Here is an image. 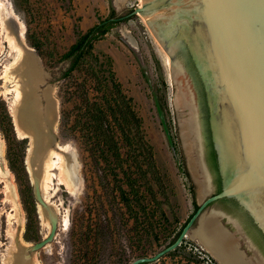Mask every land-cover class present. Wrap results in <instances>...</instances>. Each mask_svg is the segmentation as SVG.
I'll use <instances>...</instances> for the list:
<instances>
[{
	"label": "rangeland",
	"instance_id": "rangeland-1",
	"mask_svg": "<svg viewBox=\"0 0 264 264\" xmlns=\"http://www.w3.org/2000/svg\"><path fill=\"white\" fill-rule=\"evenodd\" d=\"M139 3L140 0H0V18L4 9V18L0 19V264L17 263L21 258L29 261L33 256L39 264H76L78 237L84 226L92 229V242L94 233L100 230L101 248L98 259L92 264H129L135 257L142 256L139 254L143 244H136L138 248L135 244L130 246L123 230L114 236L110 234L113 227L109 226L106 215L111 217V212L105 213L110 198L103 186L100 170L82 154L78 138L62 123L60 94L66 89V82L61 79V74L68 62L59 60L81 32L112 15H124ZM18 20L23 24L24 42L34 48L33 54L42 77L33 81V89L42 104H45V92L50 93L53 99L52 141L49 147L65 157L59 145H68L67 150L73 153L78 176L74 181L75 189L68 190L61 181L63 157L49 155L48 148L33 145L28 136H23L16 129L12 112L14 91H4L14 82L4 75V67L17 56V50L8 42L7 34H16ZM128 35L133 42L128 41ZM153 36L141 15L134 14L112 23L108 31L94 42V51L111 58L123 89L133 98V106L142 118L143 133L153 147L156 164L167 187L169 204L163 207L171 222L162 228L161 245L154 246L158 251L167 244L166 237L179 229L194 211L192 183L197 203L202 201V197L190 172L179 131L171 66ZM30 40L38 44L40 53ZM21 65L22 62L12 67L11 74L28 88V80L32 79L33 73L24 64L23 67ZM77 76L81 77V74L77 73ZM71 105L72 101H67L63 108L69 109ZM8 137L10 140L14 137L27 139L23 161L35 195L39 222L37 240L24 237L26 212L16 176L7 159ZM46 157L56 160L47 172ZM45 174L47 177L44 179ZM210 213L217 216L220 223L236 237L240 250L252 264H264V256L247 234L238 214L223 209V204L218 201L210 204L202 214ZM174 215L178 220H174ZM197 224L198 221L188 231L176 256H167L150 264H161L162 261L165 264H195L188 259L211 264L209 255L201 249L212 254L194 234ZM142 243L147 245L145 241ZM152 252L148 249V255ZM12 254L10 262L8 258Z\"/></svg>",
	"mask_w": 264,
	"mask_h": 264
},
{
	"label": "water",
	"instance_id": "water-1",
	"mask_svg": "<svg viewBox=\"0 0 264 264\" xmlns=\"http://www.w3.org/2000/svg\"><path fill=\"white\" fill-rule=\"evenodd\" d=\"M134 14L171 62L179 131L202 201L174 241L129 264L154 263L174 250L204 210L223 198L264 239V0H140L117 18ZM26 111L23 105V116ZM65 156L64 171L75 181L74 155Z\"/></svg>",
	"mask_w": 264,
	"mask_h": 264
},
{
	"label": "trees",
	"instance_id": "trees-1",
	"mask_svg": "<svg viewBox=\"0 0 264 264\" xmlns=\"http://www.w3.org/2000/svg\"><path fill=\"white\" fill-rule=\"evenodd\" d=\"M110 17L81 32L59 57V60L68 62L61 74V79L66 82V89L60 94L62 123L78 138L82 154L100 170L103 186L107 197L110 198L108 207L105 208V213L111 212V217L106 215L109 226L113 227L110 234L114 236L123 230L129 245L135 244L134 246L138 248L136 244H143L139 255H148V249L153 251L151 254L157 251L154 246L161 245L159 238L163 232L162 228L171 222L163 207L169 204V196L163 175L154 158L153 147L143 133L142 118L133 106V98L123 89L111 58L94 51V42L108 31L112 23L131 16L123 19L113 15ZM30 44L36 49L39 48L32 40ZM38 52L40 53L39 49ZM77 73L81 74V77L77 76ZM67 101H72V105L69 109H64ZM8 123L11 124V120ZM26 141V137H14L12 140L8 137L7 159L10 169L16 176L19 195L26 212L24 237L28 240H37L39 222L35 195L23 161ZM207 156L216 175L219 190L215 154L210 143ZM182 160L184 164L183 157ZM185 173L189 176L186 168ZM191 192L195 210L198 203L194 183L191 184ZM220 201L232 210L235 208L229 199L223 198ZM174 220H178L176 215ZM186 221L166 237L167 244L176 239ZM248 226L254 230L251 225ZM83 228L78 237L76 264H92L98 259L97 255L101 248L98 238L100 230L94 233L92 242L90 237L92 229L88 226ZM255 234L264 246V241L257 233ZM184 239L178 247L159 260L167 256H176L183 246ZM142 241L147 242V245ZM201 250L209 255L211 264H221L207 251ZM188 261L201 264L199 260ZM161 264L165 262L162 261Z\"/></svg>",
	"mask_w": 264,
	"mask_h": 264
},
{
	"label": "bare ground",
	"instance_id": "bare-ground-1",
	"mask_svg": "<svg viewBox=\"0 0 264 264\" xmlns=\"http://www.w3.org/2000/svg\"><path fill=\"white\" fill-rule=\"evenodd\" d=\"M3 18H4V9L2 10L0 19L3 20ZM128 38H129L128 41L133 42V39L130 35H128ZM7 40L17 50V56L14 59V61L4 67V75L9 79L10 82L11 81L14 82L13 84H10V86H6L4 91L6 92L10 90L14 91L15 103L12 107V112L14 116L16 129L23 136H28L33 145L39 148L40 147H44L46 149L48 148L47 152L49 153V155H52L53 157L56 158L63 157V163L61 164V166H63V170H64L66 166V158H65L66 156L65 157L62 156L63 154H60L59 152L55 151L53 148L49 147V144L52 141V134L50 130H52L51 129L53 123L52 118L54 115L53 99L51 98L50 93H46L44 91L45 92L44 96L46 98H45V104H42L38 94L33 89L34 88L32 86L33 81L35 80L34 82H36L38 80H41L42 77L40 74V69L36 57L33 54L34 49L32 47L26 46L24 42L22 22L18 20V29L16 34L12 35L11 33H8ZM158 44L167 64L169 63L171 66V62L164 48L159 42ZM20 62H22L21 65L22 67L24 64L25 65L24 67L25 68L27 67V69L31 70L33 73L32 79L30 78L28 80V83H30V86H28V88L26 85H22L21 83H19V80L16 77H13V74H11L13 73L11 68ZM23 105H25V108L27 110L24 116L21 112V108ZM23 120L24 123L22 122ZM59 146L61 147V149H63V152L65 153L70 152L67 150L68 145H59ZM44 161L46 162L45 164L46 172L50 165L56 163V160L51 159L50 157L44 158ZM69 165H70V169L72 170L73 168L72 160L71 162H69ZM46 177L47 174H45L43 178L45 179ZM60 178L61 181L64 183V185L68 188V190L75 189L76 184L74 183V181L69 179L65 171L63 172ZM42 187L44 191V187H45L44 184H42ZM197 191L198 194L200 195L199 190ZM194 234L198 238L200 243L221 264H252V262H250V260H248L245 257L244 252L240 250L236 237H234L231 231H229L223 224L220 223L219 219L214 214L211 213L208 215L202 214L198 220L197 227L194 229ZM8 260L10 262L13 260V254L9 256ZM11 264H39V263L36 260V258L33 256L32 259H30L29 261L24 258L23 259L21 258V260L18 261L17 263L12 262Z\"/></svg>",
	"mask_w": 264,
	"mask_h": 264
},
{
	"label": "flooded vegetation",
	"instance_id": "flooded-vegetation-1",
	"mask_svg": "<svg viewBox=\"0 0 264 264\" xmlns=\"http://www.w3.org/2000/svg\"><path fill=\"white\" fill-rule=\"evenodd\" d=\"M110 18H113V17H110ZM208 150V149H207ZM207 163V162H206ZM213 177H214V179L216 178V175H215V173L213 172ZM215 191H218V186L216 187V189H215ZM221 202V201H220ZM221 203H223V202H221ZM233 203V202H232ZM223 209H225V210H227V211H231L232 210V208H230L229 206H227V205H225L224 203H223ZM235 210H236V208H234ZM233 209V210H234ZM240 216V218H241V222H242V224L244 225V229L246 230V232H247V234L249 235V237L252 239V241L255 243V245L257 246V248L259 249V251L262 253V255L264 256V246H263V244L259 241V238H257V236H255L256 234L255 233H257L256 232V230L254 229V230H251L250 228H249V226L248 225H251L252 227H253V225L251 224V222H249V220L246 218V217H244V216H241V215H239ZM258 235H259V233H257ZM259 237H260V239H262V241H264V239L261 237V235H259ZM264 243V242H263Z\"/></svg>",
	"mask_w": 264,
	"mask_h": 264
}]
</instances>
